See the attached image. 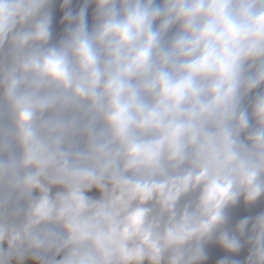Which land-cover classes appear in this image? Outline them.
Instances as JSON below:
<instances>
[{
    "label": "clouds",
    "instance_id": "obj_1",
    "mask_svg": "<svg viewBox=\"0 0 264 264\" xmlns=\"http://www.w3.org/2000/svg\"><path fill=\"white\" fill-rule=\"evenodd\" d=\"M0 264H264V0H0Z\"/></svg>",
    "mask_w": 264,
    "mask_h": 264
}]
</instances>
